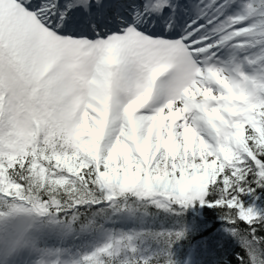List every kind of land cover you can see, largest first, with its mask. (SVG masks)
<instances>
[{"label":"snow or ice","instance_id":"obj_1","mask_svg":"<svg viewBox=\"0 0 264 264\" xmlns=\"http://www.w3.org/2000/svg\"><path fill=\"white\" fill-rule=\"evenodd\" d=\"M0 264H264V0H0Z\"/></svg>","mask_w":264,"mask_h":264}]
</instances>
